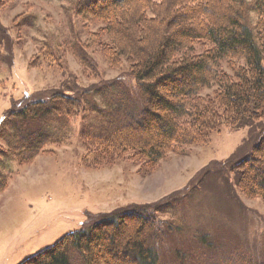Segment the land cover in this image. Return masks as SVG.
<instances>
[{
	"label": "trees",
	"instance_id": "1",
	"mask_svg": "<svg viewBox=\"0 0 264 264\" xmlns=\"http://www.w3.org/2000/svg\"><path fill=\"white\" fill-rule=\"evenodd\" d=\"M253 3L254 8L249 0H72V12L87 26H98L91 44L112 68L129 66L135 93H114L113 85L120 84L114 82L96 89L106 99L104 108L85 89L82 97L59 92L11 110L0 132L7 142L6 149L0 147V190L9 180L4 160L30 162L46 146H62L53 130L68 128L80 106L94 118L83 117L88 125L82 138L96 148L95 156L112 164L128 158L146 173L168 155L206 143L223 127L264 121V0ZM41 51L57 65L49 45ZM72 51L100 76L84 49ZM234 170H240L244 193L264 200V138ZM160 203L101 216L25 264H159L151 241L161 238L163 227L172 228L160 220Z\"/></svg>",
	"mask_w": 264,
	"mask_h": 264
},
{
	"label": "rangeland",
	"instance_id": "2",
	"mask_svg": "<svg viewBox=\"0 0 264 264\" xmlns=\"http://www.w3.org/2000/svg\"><path fill=\"white\" fill-rule=\"evenodd\" d=\"M71 1L0 0V132L11 110L59 92L82 97L90 89L91 102L100 108L107 106L95 94L99 87L118 82L114 93L134 92L129 66L112 68L91 44L98 26L74 14ZM28 16L32 23L23 24ZM43 44L58 55L57 65L44 59ZM75 46L87 52L99 77L74 55ZM80 108L68 128L53 130L62 146L48 145L30 162L4 160L9 180L0 190V264H25L101 216L160 202V220L172 228L163 227L161 238L151 241L159 264H264V200L247 196L240 170H234L264 138V121L223 127L206 143L170 154L146 173L128 158L112 164L96 157V148L82 138L88 125L83 117L94 118ZM0 147L7 148L1 137ZM92 156L105 164H95Z\"/></svg>",
	"mask_w": 264,
	"mask_h": 264
}]
</instances>
